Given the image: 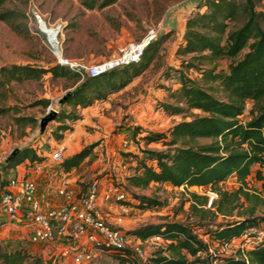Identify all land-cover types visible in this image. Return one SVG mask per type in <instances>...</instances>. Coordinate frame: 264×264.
I'll list each match as a JSON object with an SVG mask.
<instances>
[{"label":"trees","instance_id":"1","mask_svg":"<svg viewBox=\"0 0 264 264\" xmlns=\"http://www.w3.org/2000/svg\"><path fill=\"white\" fill-rule=\"evenodd\" d=\"M116 1L80 0V3L86 9H102ZM263 1L198 0L185 20L176 54L182 58L181 68L199 71L200 78H191L178 70L180 86L167 89L171 101L160 102V107L168 115L191 114L192 118L180 120L166 131H147L142 135L144 144L160 143L164 149L138 147L140 155L128 153L135 162L133 171L118 191L126 195L121 202L129 208L151 209L159 206L160 200L137 194L134 189H145L151 183L184 187L188 194L185 199L188 217L186 221L147 223L124 230L128 238L132 235L145 241L159 237L165 243L142 264H211L213 259L220 264H264V236L252 248H238L232 255L221 256L209 252V243L197 231L203 229L202 234L210 242L224 246L264 221V217L256 214L264 207V198L251 189L248 180L254 174L264 189ZM6 2L0 0V21L13 32L26 36L27 15L18 8L6 7ZM163 39L162 36L152 39L137 62L97 76L56 62L48 66L3 65L0 67V115L17 111L15 105L7 104L15 84L39 81L48 74L51 78L73 79L75 86L62 97L61 103L71 109L61 108L54 117L58 125L52 134L54 139L61 140L71 129L66 121L80 118L77 107H89L125 88L158 58ZM221 60L226 61V67L217 70ZM40 102L45 107L49 104L48 99ZM17 120L27 124L23 117ZM141 132L139 126L133 127V135ZM92 149L93 144L64 158L58 163L56 173L68 174L79 167ZM41 159L31 147L18 150L0 168L2 183L24 161L41 164ZM229 177L239 183L233 190L222 187ZM87 185L81 183L78 187L83 191ZM191 188L213 191L217 197L210 201L206 193L200 194ZM219 216L238 219L215 222ZM106 254L121 263L134 259L129 244L119 250H107ZM29 257L24 248L8 249L0 241V264H22Z\"/></svg>","mask_w":264,"mask_h":264},{"label":"rangeland","instance_id":"2","mask_svg":"<svg viewBox=\"0 0 264 264\" xmlns=\"http://www.w3.org/2000/svg\"><path fill=\"white\" fill-rule=\"evenodd\" d=\"M180 1L182 0H117L102 9H86L80 0H7L6 7L25 12L29 32L26 36L19 35L0 21V67L11 63L41 66L58 63V55L41 29L40 21L48 26L44 28L45 31L60 27L57 40L63 58L87 65L116 54L120 47L130 41L140 40L149 28L156 30L155 37L162 36L164 39L158 58L125 88L89 107H77L76 113L80 118L73 122L66 121L71 129L63 134L61 140L54 139L52 134L58 125L57 121H49L42 133L39 123L50 107L57 111L61 108L65 111L71 109L66 104L61 105L59 101L75 86L74 80L51 78L48 74L39 81L13 85L7 104L15 105L17 111L0 115V168L15 149L31 147L42 158L41 164H31L26 160L17 167V171L19 174L28 173L32 177H38L44 182L48 177L59 175L56 174L59 164L51 159L55 149L61 150L64 159L93 144L91 154L79 167L66 174V177L77 186L96 181L101 189L112 187L114 190H121L120 185L126 182L125 178L133 171L135 163L128 153L140 155L138 147L164 149L160 143L144 144L141 136L147 131H166L176 122L192 118L191 114L168 115L160 107V102L171 101L167 89L174 90L180 86L178 70L184 71L191 78H200L199 71L181 68L182 58L176 54L182 41L180 19L176 18V5ZM225 67L226 61L221 60L217 70ZM40 99H48V106L45 107ZM191 112L202 114L198 110ZM17 117L26 119L27 124L22 125ZM135 126L141 128L142 132L138 135H133ZM253 176L251 174L248 177L249 185L264 198V189ZM238 184L234 177H229L222 183V187L233 190ZM191 190L206 193L208 197L209 192H213L200 188ZM134 191L140 195L155 197L161 204L151 209L129 208L123 215L120 225L122 229L132 230L147 223L168 220H187L188 203L185 199L188 194L184 187L151 183L145 189ZM110 204V215L113 217L119 210L115 202ZM256 214L264 217V207ZM235 219L238 218L219 216L214 221ZM197 231L209 243L210 253L232 255L238 248H251L259 237L264 236V221L249 229L247 236L237 238L227 246L210 242L202 234L203 229ZM128 239L133 250V262L121 263L108 254H100L87 264H142L147 257L165 245L162 239L156 237L140 241L130 235ZM0 241L8 249L22 247L29 253L30 257L22 264H72L60 257L53 248L36 246L23 239L13 227L0 230ZM211 264L220 263L215 259Z\"/></svg>","mask_w":264,"mask_h":264},{"label":"built area","instance_id":"3","mask_svg":"<svg viewBox=\"0 0 264 264\" xmlns=\"http://www.w3.org/2000/svg\"><path fill=\"white\" fill-rule=\"evenodd\" d=\"M155 36L156 30L149 28L140 40L128 42L116 54L95 64L71 62L63 57H58V63L97 76L137 62ZM47 38L57 54L60 51L58 40L53 44L48 35ZM48 110L57 111L51 107ZM51 159L60 163L63 160L61 150L55 149ZM26 174H19L16 169L2 183L0 171V230L13 227L31 244L51 247L72 264L90 263L96 256L106 254L107 250H119L129 244L124 229L120 227L123 215L129 209L121 202L126 199L123 192L112 187L101 189L96 181L88 183L82 191L63 173L54 178L48 177L45 183L38 177ZM262 174L264 176V168ZM216 195L209 192L210 201ZM113 202L119 212L111 217L110 203ZM243 236H247V232Z\"/></svg>","mask_w":264,"mask_h":264},{"label":"crops","instance_id":"4","mask_svg":"<svg viewBox=\"0 0 264 264\" xmlns=\"http://www.w3.org/2000/svg\"><path fill=\"white\" fill-rule=\"evenodd\" d=\"M198 0H182L176 5V18L180 19V35L182 36L185 27V20L195 9Z\"/></svg>","mask_w":264,"mask_h":264},{"label":"water","instance_id":"5","mask_svg":"<svg viewBox=\"0 0 264 264\" xmlns=\"http://www.w3.org/2000/svg\"><path fill=\"white\" fill-rule=\"evenodd\" d=\"M64 98V97H63ZM63 98L59 101L60 103H62V100ZM57 114V111L55 110H49L47 112V114L45 116H43L40 120V123H39V129H40V132L42 133L47 125V123L51 120L54 119L55 115ZM18 153V150L15 149L9 157H7L6 161H9L14 155H16Z\"/></svg>","mask_w":264,"mask_h":264},{"label":"bare ground","instance_id":"6","mask_svg":"<svg viewBox=\"0 0 264 264\" xmlns=\"http://www.w3.org/2000/svg\"><path fill=\"white\" fill-rule=\"evenodd\" d=\"M40 26H41V29L47 33L50 41L54 44L55 43V40L57 39V36L59 34V31H60V27H56V28H50V29H47L46 31L44 30V28H47L48 26L43 23L42 21L40 22ZM58 57H63L62 54L60 53V51L57 53Z\"/></svg>","mask_w":264,"mask_h":264}]
</instances>
